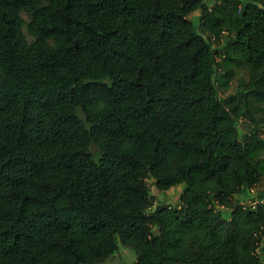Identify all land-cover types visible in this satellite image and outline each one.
<instances>
[{"label": "trees", "instance_id": "16d2710c", "mask_svg": "<svg viewBox=\"0 0 264 264\" xmlns=\"http://www.w3.org/2000/svg\"><path fill=\"white\" fill-rule=\"evenodd\" d=\"M263 124L264 0H0V264H264Z\"/></svg>", "mask_w": 264, "mask_h": 264}, {"label": "rangeland", "instance_id": "374dc122", "mask_svg": "<svg viewBox=\"0 0 264 264\" xmlns=\"http://www.w3.org/2000/svg\"><path fill=\"white\" fill-rule=\"evenodd\" d=\"M204 1L208 6H212L214 2V0ZM23 16L28 19V15H26L25 13H23ZM196 16L197 14L191 15V18L196 21ZM222 34H225V31ZM220 44L221 40L215 43L216 46H220ZM230 69L231 76L219 88V95L221 97H227L228 95L235 94L240 84L244 83L247 79V72L242 65L234 62L230 65ZM224 80L225 79L222 78L221 81L223 82ZM240 121L241 119L239 120V123ZM258 136L262 140V143L258 145L257 150L263 162V174L259 182L254 186V192L249 191L248 196L245 197L247 199H243V202L245 203H248L250 196L256 198V193L260 190H264V124L259 130ZM149 189L153 198L156 200L155 203H160L162 201H169L171 203H175L181 191V187L179 186H173L164 191L158 190L152 182H149ZM135 258L136 253L132 248L124 247L123 245L119 244V249L114 254V257L99 264H130L132 261L135 260Z\"/></svg>", "mask_w": 264, "mask_h": 264}, {"label": "built area", "instance_id": "2783aa9c", "mask_svg": "<svg viewBox=\"0 0 264 264\" xmlns=\"http://www.w3.org/2000/svg\"><path fill=\"white\" fill-rule=\"evenodd\" d=\"M250 191L254 192V186H252L250 188ZM248 202L252 205L256 204L257 202H264V195L259 199L258 198H253V199L251 198V199H249Z\"/></svg>", "mask_w": 264, "mask_h": 264}]
</instances>
